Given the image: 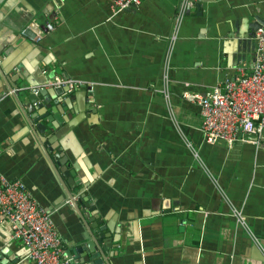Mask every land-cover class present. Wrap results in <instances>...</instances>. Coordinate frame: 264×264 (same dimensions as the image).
Segmentation results:
<instances>
[{"label":"crops","instance_id":"obj_1","mask_svg":"<svg viewBox=\"0 0 264 264\" xmlns=\"http://www.w3.org/2000/svg\"><path fill=\"white\" fill-rule=\"evenodd\" d=\"M180 3L0 0V171L51 214L72 264H93L78 251L90 233L110 264H264V145L205 141L182 96L250 67L264 0H193L177 22ZM55 76L92 84L95 101L86 86L44 96L61 118L50 151L26 103ZM27 251L0 216V264H34Z\"/></svg>","mask_w":264,"mask_h":264},{"label":"built area","instance_id":"obj_2","mask_svg":"<svg viewBox=\"0 0 264 264\" xmlns=\"http://www.w3.org/2000/svg\"><path fill=\"white\" fill-rule=\"evenodd\" d=\"M113 13L139 4L140 0H110ZM193 0H181L176 20L193 7ZM53 25L47 24L51 29ZM256 50L249 68L239 67V73L213 84L207 93L183 90L182 96L198 104L203 138L207 142L223 140L227 147L236 141L264 145V25L255 30ZM168 77L163 76L162 91L169 99ZM61 86L69 89L86 86L88 101L94 102L92 84L75 78H59L27 89L37 93L43 86ZM236 219L243 225L244 216L233 209ZM0 216L11 224L13 236L19 237L27 247V257L34 264H72L65 254L60 236L51 214L31 196L23 180L8 178L0 171Z\"/></svg>","mask_w":264,"mask_h":264},{"label":"water","instance_id":"obj_3","mask_svg":"<svg viewBox=\"0 0 264 264\" xmlns=\"http://www.w3.org/2000/svg\"><path fill=\"white\" fill-rule=\"evenodd\" d=\"M134 6V5H133ZM259 26H261V21L257 18V21L253 25L254 29H257ZM47 78H45L46 80ZM41 83H45V81H42ZM68 90V88L64 85L61 86H56V85H51L49 87L43 86L41 87L37 93L34 92H28L27 93V103H26V108L31 111V116L28 121L29 126L31 130H33L36 134L40 133L41 137H44V143L48 144V149L50 151H53L54 147L53 145L49 142L51 139L54 140V143L57 141V146L61 145L63 146L62 143V131L59 128V124L61 121V118L58 116L56 113V106H52L51 102H46L45 101V95L49 94L51 98H57L58 95L62 94L64 91ZM17 100L20 102V98L18 97ZM44 106V107H43ZM50 108V109H48ZM74 108V107H73ZM67 114H70L67 112ZM71 117V116H70ZM64 119V117L62 118ZM54 120H57L55 122ZM44 135V136H43ZM46 138V139H45ZM48 151V150H47ZM64 152H61L59 150L53 152V158L59 159V161L65 159V162L68 158V155H65V157H59L63 156ZM61 158V159H60ZM58 161V162H59ZM75 167H77L76 164H74ZM65 174H71L73 175L75 173L74 168L73 169H65L64 170ZM74 181L72 180H67L66 187L70 191L75 184L78 183V180L75 178ZM77 192L78 190L75 189ZM71 195H69V198ZM68 199L70 203H74L77 207H79V204H82L83 206L88 205V200H86V203L82 202L81 199L79 198L78 200H70ZM93 209V207H91ZM84 209H81V212H83ZM100 229H104L103 225L99 226ZM100 235V234H99ZM101 237L98 236V239L95 241V238H93V243L90 242V239H92V235L90 233V239L89 237L88 240L89 242L85 244V246L79 247L78 251L81 253L83 259H88L91 260L93 264H110V261L108 258H106V255L108 253V247L104 243L105 240L99 238ZM71 262H74L72 258H70ZM5 264V262H4Z\"/></svg>","mask_w":264,"mask_h":264}]
</instances>
